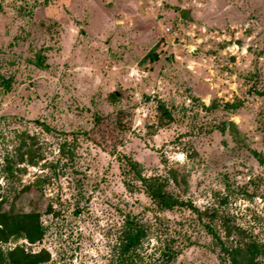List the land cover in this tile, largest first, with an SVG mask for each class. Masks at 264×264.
Wrapping results in <instances>:
<instances>
[{
  "label": "rangeland",
  "instance_id": "374dc122",
  "mask_svg": "<svg viewBox=\"0 0 264 264\" xmlns=\"http://www.w3.org/2000/svg\"><path fill=\"white\" fill-rule=\"evenodd\" d=\"M252 150L264 158V0H0V197L46 226L38 242L12 237L3 251L110 264L130 210L150 227L136 264H158L163 237L179 249L169 264H222L194 212L156 210L125 165L168 177L185 203L264 243V161ZM78 177L86 199L76 204Z\"/></svg>",
  "mask_w": 264,
  "mask_h": 264
},
{
  "label": "trees",
  "instance_id": "16d2710c",
  "mask_svg": "<svg viewBox=\"0 0 264 264\" xmlns=\"http://www.w3.org/2000/svg\"><path fill=\"white\" fill-rule=\"evenodd\" d=\"M109 94L113 98L117 97L115 91ZM235 106V102L225 101L222 104V107L226 109L234 108ZM157 108L160 115L170 119V112L163 107V103H158ZM205 108L210 107L206 106ZM229 124L231 125L233 123L230 122ZM42 128L45 131L49 129L45 124L42 125ZM230 132L232 136L235 135V131ZM71 149V146L67 145L65 142L57 146L59 154H61L62 157H67L66 161L71 160ZM38 154L39 153L34 149V157ZM252 154L256 156L259 162L262 163L264 161V158L256 151L252 150ZM65 164V161H62L59 165V169L62 170L66 167H73L72 164H68V166H65ZM138 166L136 161L129 159L126 162L124 173H133L134 178L139 182V187L156 210L183 206L193 211L195 219L201 222V226L204 230L214 239V246L217 248L218 252V262L222 264H261L263 262L264 243L258 242L251 231L235 223H229L228 219L224 217V215H219L215 208L208 210L203 209L202 211L195 209L190 203H185L178 197V194L166 187L168 177H159L156 175L144 176L139 172ZM168 172L170 174L169 178L176 181V171L169 169ZM33 182L32 186L34 187L36 195H41L39 184H42V180L39 181L35 178ZM122 183L127 188L132 186L130 181L123 180ZM83 186L84 182L81 178H74L72 188L74 189L73 198L76 204H78V202L83 203L86 199V197L82 196L84 192ZM5 201L9 203V207L6 210H2L0 207V242H6L9 238L18 236H21L28 243L38 242L46 228V226L39 221L40 212L36 209L27 212L17 211L13 207L12 199L0 197V204ZM79 208V205H76L75 209L79 210ZM44 211L48 212L49 210L44 209ZM202 216H205L208 221H202ZM215 219L219 220L220 225L218 227H216L213 222ZM190 221H192V219L188 220V222ZM210 221L213 222L212 225ZM148 230H150L149 221L143 222L139 217V212L133 213L127 210L125 213H122L120 226L116 230L115 253L110 264H136L134 260L141 259L136 251L142 246V240L147 235V232H149ZM181 236L185 241H188L189 235L186 236L185 234H181ZM161 240L162 252L159 254L158 264H169L173 261L179 249L173 247L175 243L174 238L163 237ZM182 245L185 244L183 243ZM38 252L39 251L31 252L17 244L4 251L0 247V264H38L43 260V257H41Z\"/></svg>",
  "mask_w": 264,
  "mask_h": 264
},
{
  "label": "built area",
  "instance_id": "2783aa9c",
  "mask_svg": "<svg viewBox=\"0 0 264 264\" xmlns=\"http://www.w3.org/2000/svg\"><path fill=\"white\" fill-rule=\"evenodd\" d=\"M164 31H165V32H171V31L169 30L168 27H165V28H164Z\"/></svg>",
  "mask_w": 264,
  "mask_h": 264
}]
</instances>
